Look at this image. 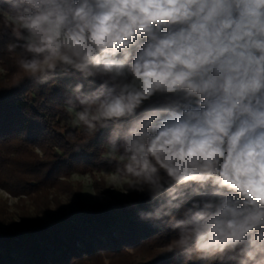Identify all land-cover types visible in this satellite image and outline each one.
I'll return each instance as SVG.
<instances>
[{
    "label": "clouds",
    "instance_id": "clouds-1",
    "mask_svg": "<svg viewBox=\"0 0 264 264\" xmlns=\"http://www.w3.org/2000/svg\"><path fill=\"white\" fill-rule=\"evenodd\" d=\"M8 2L21 68L99 78L90 127L134 118L125 151L156 212L196 197L173 224L185 254L264 264V0Z\"/></svg>",
    "mask_w": 264,
    "mask_h": 264
},
{
    "label": "trees",
    "instance_id": "trees-1",
    "mask_svg": "<svg viewBox=\"0 0 264 264\" xmlns=\"http://www.w3.org/2000/svg\"><path fill=\"white\" fill-rule=\"evenodd\" d=\"M11 12L8 0H0V66L5 71L0 74V188L21 201L42 195L45 202L19 219L0 214V264H235L185 254L178 243L180 229L173 224L185 218L196 197L188 196L170 215L156 212L165 197L151 198L149 184L125 151L123 129L134 118L95 127L82 120L66 122L69 109L80 113L94 107L80 104V98L98 101L106 90L100 89L99 78L93 82L75 70L57 68L38 78L21 68L19 60L31 54L9 48L20 43L8 20ZM77 83L84 85L80 92L74 90ZM148 103L136 110L137 117ZM110 151L121 159L109 156ZM108 170L140 181L141 189L128 188L124 195L104 190L105 197L96 201L75 193L61 205L57 196L47 199L73 173Z\"/></svg>",
    "mask_w": 264,
    "mask_h": 264
},
{
    "label": "rangeland",
    "instance_id": "rangeland-1",
    "mask_svg": "<svg viewBox=\"0 0 264 264\" xmlns=\"http://www.w3.org/2000/svg\"><path fill=\"white\" fill-rule=\"evenodd\" d=\"M0 74H5L4 69L0 66ZM149 101H144V104ZM69 117L65 120L68 124H79L81 120L78 118V111L74 109H69ZM111 157L120 158V156L114 152L110 151L108 153ZM121 159V158H120ZM59 188L51 191V194L47 196V199L55 201L54 197H58L60 200L55 202H61V204L69 203L72 195L75 193H80L81 198L88 201H96L105 197L103 191H112L120 195L127 193L128 188L139 187L141 189L140 181H133L130 178L120 175L118 172L108 170L92 173L81 174L73 173L70 178L65 180L62 179V183ZM42 195L37 198H24L19 200V198L12 197L8 192L0 188V214L2 216L13 215L15 219H19V215L23 212L27 215H32L35 212L36 206H38L45 199ZM59 204H50L54 207L59 206ZM11 217V216H10Z\"/></svg>",
    "mask_w": 264,
    "mask_h": 264
}]
</instances>
